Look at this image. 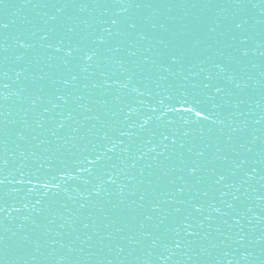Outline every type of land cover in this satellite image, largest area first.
<instances>
[{
  "label": "snow or ice",
  "instance_id": "1",
  "mask_svg": "<svg viewBox=\"0 0 264 264\" xmlns=\"http://www.w3.org/2000/svg\"><path fill=\"white\" fill-rule=\"evenodd\" d=\"M21 2L22 8L55 10V15L49 17L55 24H45L44 28L38 29L41 41H54L42 45L50 50L48 67L54 71L34 78L27 68H23L15 71V79L10 77L9 40L19 49L28 50L33 45L23 38V32L10 37L11 25L7 16L0 14V264H14V258L23 260L28 246L36 243L27 235L9 243L7 233L11 230L12 213L54 215L55 197L70 180L92 185L87 195L80 193L85 200L91 196L101 199L110 196V186H116L121 199L111 211L127 228V233L120 238L132 246L127 256H123L125 247L117 245L123 256L120 264H124L138 248L143 257L134 256V261L143 258L144 264H211L209 246L216 248L217 245L209 241V233L204 229L214 221L238 229L235 238L230 236L228 239L244 249L241 260H248L254 254L249 249L264 253V194H261L264 189V111L254 119H234L250 115L239 111L246 103L244 96L259 95L261 99L256 101V107L261 108L264 65L253 64L257 75H250L244 71V61L233 54L248 57L249 49L238 45L250 41H254L257 48L264 45V40H255L251 35L255 32L257 36H264V21L256 20L250 24L248 19L249 10L260 8L264 0ZM4 4L5 0H0V6ZM160 8H194L201 10L205 17L210 13L215 19L209 23L208 19L201 18L198 23L180 29L161 24L160 30L165 35L158 38L150 37L141 24L126 15L142 9ZM229 9L235 11L228 15ZM91 12L99 14L100 19L95 24L83 18ZM150 40H156L160 45L155 54L131 59L137 57V52L132 49ZM210 40L213 43H208ZM213 44L231 48L232 52L206 55ZM147 50L152 52L151 47ZM121 53L131 59V67L125 66ZM260 55L264 56V53ZM23 59V53L15 57L16 61ZM108 63L118 65L125 79L112 83L105 79L103 84L92 83L91 87L111 89L113 83L118 85V94L113 98L118 107L111 115L121 116V123L127 127L104 124L108 131L98 138L99 143L91 149L80 150L75 159L62 160L56 168L51 163L47 167L43 164L28 167L23 163L13 167L15 161L11 160L9 143L26 142L25 132L29 125L27 121H21L22 127L17 130V122L9 119L10 100L27 103V111L34 115L41 110L36 121V127L41 129L44 128V114L55 111L49 120L55 127L48 129L55 140H84L92 134V129L82 131L84 122L100 118L83 115L92 111L84 104L73 106V93L79 87L88 88L87 83L80 84L82 76L87 81L94 75L93 70ZM100 75L106 74L101 72ZM21 76H24L23 81ZM13 84L17 86L15 90H12ZM149 84H155V89H150ZM126 97L130 99L126 100ZM45 102L51 107H42ZM100 103L107 105L108 101ZM187 114H193L196 119H184ZM177 116L180 119H176ZM225 129H228L227 133ZM65 132L66 138L61 135ZM110 132L116 135H110ZM212 133L218 135L209 143L211 137L207 134ZM220 137H225L223 147ZM213 145L215 151H212ZM236 146L243 156L236 151ZM227 152H234L240 158H230L224 154ZM20 154L24 155L23 151ZM31 155L38 159L35 152ZM114 157L123 167L112 163ZM146 160L150 162L141 163ZM125 169H135L139 175L138 186L128 191L131 200L123 199L126 185L120 177ZM10 175H13L12 180H9ZM37 189L46 191L34 196ZM241 189H244L243 193ZM63 191L67 192V189ZM86 207V204H80L81 209ZM226 217H231V224ZM23 219L37 224L31 216ZM244 220H247L246 230L242 224ZM71 226L75 231L74 221ZM150 226L152 231L147 230ZM116 231L124 233L125 229L117 228ZM104 238L100 237L101 240ZM205 242L209 246H205ZM67 251L68 255L61 256L60 260L74 264L71 254L75 249L68 246ZM30 258L35 259L34 256ZM214 259L215 264H220L219 257ZM97 264H113V261L102 259Z\"/></svg>",
  "mask_w": 264,
  "mask_h": 264
},
{
  "label": "water",
  "instance_id": "2",
  "mask_svg": "<svg viewBox=\"0 0 264 264\" xmlns=\"http://www.w3.org/2000/svg\"><path fill=\"white\" fill-rule=\"evenodd\" d=\"M21 0H5V4L0 6V14L7 16V22L10 23L11 27L9 29L10 37H15L18 33L23 32L25 36L23 38L27 39L28 43L33 45V48L25 50L15 48L12 45V40H9L10 45V77L15 79V71L23 68L28 69L34 78L44 75L54 69H49L47 56L50 54V50L42 47L50 41H41V32L38 29L44 28L45 24L54 25L55 22L49 20V17L55 15L54 9H32V8H22ZM235 10L229 9L227 11L228 15H231ZM251 15L248 17L249 23L254 24L256 20L264 21V5H261L258 9L249 10ZM126 15H131L133 19L143 26L147 34L152 37H161L165 34L161 32L160 25L166 24L176 29L182 28L184 25L191 26L199 22L201 18L208 19L211 23L215 19L210 13L207 17L199 9L194 8H173L171 10L166 8L160 9H142L136 12H129ZM84 19H87L90 23L95 24L99 19V14L96 12H91L90 14H85ZM83 27V26H81ZM259 30V29H258ZM79 31V29H78ZM35 33V35H32ZM255 40H264V36H257L255 32L251 33ZM227 42V37L224 38ZM208 43H213L211 40ZM152 48V52L147 49ZM238 47H247L249 49L248 57H240L238 54L233 53L237 56V59H242L244 61V71L250 75H257V69L252 67L255 63H260L264 65V56L260 53H264V45L257 48L254 41H250L246 45H238ZM160 48V45L156 43V40H150L149 42H144L142 45H138L133 48L132 51L137 52V57L131 59H141L144 56L154 55L155 51ZM232 52L231 48H225L222 45L217 46L213 44L212 49H210L206 55H215L216 53H224L228 55ZM24 54V59L16 61L15 57ZM120 57L125 61L126 67H131V59L125 54L121 53ZM210 67V65H209ZM198 70V69H197ZM78 71V69L76 70ZM94 75L89 76V79L85 81L83 76L81 78L80 84H88V88L84 89L79 87L74 90L73 93V106L78 104H84L91 108V112L83 113V115L96 117L99 116V120L93 118L84 122V128L82 131L87 129H92V134L86 136L84 140H55L48 129L54 128L55 125L50 123V115H55V111L51 114H44V128L36 127V121L40 118L41 110H37V114L34 115L31 111H27L28 104L16 103L14 100L9 102V110L11 115L9 119L17 122V130L22 127L21 121H27L29 128L25 132L28 140L25 141H15L10 142L8 149L11 155V160L15 161L13 167L20 165L21 163L26 164L28 167H36L39 164L45 165L47 167L50 163L53 168L59 166L62 160H72L75 159L80 150L85 148L91 149L94 145L99 143V137L103 132L108 131L104 124L115 125L117 127L126 128L127 125L121 123L122 117H112L111 112L115 111L118 107L113 103V98L118 94V85L116 83L112 84L111 89H93L91 87L92 83L103 84L104 80L107 79L110 83L120 81L125 79V75L121 73L118 65L113 63L103 64L99 70H93ZM104 72L106 75L101 76L100 73ZM21 80H24V76H21ZM143 88V84L140 85ZM16 85H12V90L16 89ZM150 89H155V84H149ZM103 93V94H102ZM83 97V99L76 100L75 98ZM246 100L245 104H242L239 111L244 113H250L248 116H236L235 120L244 119H254L264 111V100H261V108L256 107V101L260 100L259 95L244 96ZM130 99L126 97V100ZM53 100L55 97L53 96ZM108 101L107 105H102L101 101ZM59 103V101H55ZM175 102V101H173ZM178 107L180 105H177ZM42 107H51V105L46 102ZM82 118V117H81ZM180 119V117H175ZM184 119L195 120L196 117L193 114H187ZM95 126V127H94ZM132 131H135L134 129ZM228 129H225V133ZM110 135H116V133H109ZM65 138L67 137V132L62 133ZM211 137L207 142L211 143L216 139L218 133L207 134ZM135 139V138H133ZM225 137H220V146L223 147ZM125 143L128 144L129 141L125 139ZM19 145V147H17ZM23 151L24 155H21ZM212 151H215V145H213ZM236 151H239L241 156L244 155L242 150L236 146ZM36 153V158H33L31 153ZM119 154V153H118ZM229 155L230 158L239 159L234 152L224 153ZM149 160L143 161L141 163H148ZM112 163H116L118 167H123L119 164V160L115 157ZM139 167V165H138ZM11 170V169H10ZM13 179V175L9 176V180ZM139 175L135 169H125L121 174L120 181L126 185L125 194L123 199L131 200L132 197L128 196V191L134 189L138 186ZM35 183V182H34ZM93 183H95L93 181ZM12 187V185H9ZM92 185H84L79 181H67L62 186V190L58 197H55L57 201L54 205L53 213L54 215L46 216H36L34 213H29L21 211L19 213L13 212V220L9 224L11 229L7 236L9 237V243L12 241H18L21 236L27 235L29 239L35 241L36 243L28 246L27 254L24 255L23 260H18L14 258V264H65L64 261L60 260L61 256L68 255L67 248L71 246L75 251L71 254V259L74 264H97L98 260H112L113 264H120L123 256H127L128 251L131 250L132 246L128 245L126 241L122 240L120 237L127 233V228L125 224L116 219L112 214V207L118 204L121 197L118 195V190L116 186H110L111 195L104 196L103 199L95 196L89 197L85 200L81 196V192L87 195V192L91 190ZM259 187V185H256ZM66 188L67 192L63 189ZM79 189L80 191H76ZM46 190L37 189L34 196L42 195ZM55 191V189H53ZM228 191H232L228 189ZM244 189H241V193ZM261 194H264V189H261ZM251 195V193H248ZM244 199V196L241 197ZM227 199H230L228 197ZM34 203V199L32 200ZM86 204L87 207L81 209L80 204ZM17 206H20L18 203ZM257 211V209H253ZM264 214V213H262ZM215 215V214H213ZM31 216L32 219L36 220L37 224H33L31 220H24L23 217ZM251 216V214H249ZM231 224V217H226ZM52 223H49V221ZM116 220V223L113 221ZM75 222V231H73L72 222ZM151 225V222H148ZM89 225L88 228H84L83 225ZM242 224L247 229V220L242 221ZM63 225V227H62ZM111 225V227H108ZM117 228H124V233H117ZM219 228V231L216 229ZM152 231L151 226L147 229ZM204 231L209 233V241L212 244L217 245L216 248H212L205 242V246H209V252L211 256V264H215V257L220 258V264H228L231 260L232 264H264V253L258 250L249 249L250 252L254 251L253 255L249 256L248 260H241L240 257L244 252V249L240 248L238 245L233 244L232 240L228 237L235 238V234L238 231L236 228H229V225L219 223L214 221L211 226H208ZM16 233V235H13ZM111 234V236L109 235ZM91 236L92 239L89 240L88 237ZM105 237L103 240L100 237ZM147 243V241H145ZM37 244L39 245L37 249ZM125 247L126 251L123 256L118 252L117 245ZM64 245V247H61ZM111 248V251L108 249ZM229 255L225 256L224 254ZM143 257L142 251L138 248L133 252L132 256H128L127 260H124V264H144L143 258L139 261H134V256ZM35 257L31 259L30 257ZM91 256V259L89 257ZM191 264V262H188Z\"/></svg>",
  "mask_w": 264,
  "mask_h": 264
}]
</instances>
